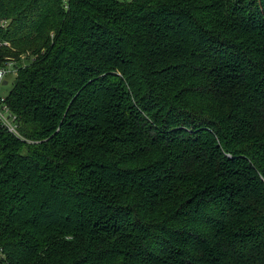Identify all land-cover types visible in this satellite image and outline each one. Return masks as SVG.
Instances as JSON below:
<instances>
[{
  "label": "trees",
  "instance_id": "16d2710c",
  "mask_svg": "<svg viewBox=\"0 0 264 264\" xmlns=\"http://www.w3.org/2000/svg\"><path fill=\"white\" fill-rule=\"evenodd\" d=\"M0 264H264V0H0Z\"/></svg>",
  "mask_w": 264,
  "mask_h": 264
},
{
  "label": "built area",
  "instance_id": "2783aa9c",
  "mask_svg": "<svg viewBox=\"0 0 264 264\" xmlns=\"http://www.w3.org/2000/svg\"><path fill=\"white\" fill-rule=\"evenodd\" d=\"M9 75L15 76V68H12L11 65L0 69V124L5 131L21 138L19 132V118L12 111L8 103L7 95L1 93L2 87L8 84L7 77ZM5 82H7V84H5Z\"/></svg>",
  "mask_w": 264,
  "mask_h": 264
},
{
  "label": "rangeland",
  "instance_id": "374dc122",
  "mask_svg": "<svg viewBox=\"0 0 264 264\" xmlns=\"http://www.w3.org/2000/svg\"><path fill=\"white\" fill-rule=\"evenodd\" d=\"M122 1L130 2L131 0H122ZM11 67H12V68H15V76H17V75H18V68H17L15 65H13V64H11ZM15 76H11V75H9V76L7 77V82H8V84L5 85V86H3V87H2V90H1V93H2L3 95H7V94H9V92H10L11 89L13 88V84H14V78H15Z\"/></svg>",
  "mask_w": 264,
  "mask_h": 264
},
{
  "label": "water",
  "instance_id": "95a60500",
  "mask_svg": "<svg viewBox=\"0 0 264 264\" xmlns=\"http://www.w3.org/2000/svg\"><path fill=\"white\" fill-rule=\"evenodd\" d=\"M5 84H7V82H5Z\"/></svg>",
  "mask_w": 264,
  "mask_h": 264
}]
</instances>
